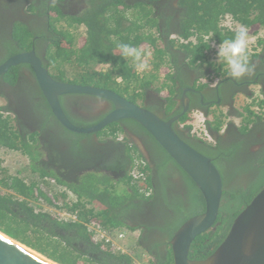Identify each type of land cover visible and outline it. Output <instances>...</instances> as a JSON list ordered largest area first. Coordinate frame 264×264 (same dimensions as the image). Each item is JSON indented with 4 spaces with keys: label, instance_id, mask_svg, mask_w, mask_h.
Masks as SVG:
<instances>
[{
    "label": "trees",
    "instance_id": "obj_1",
    "mask_svg": "<svg viewBox=\"0 0 264 264\" xmlns=\"http://www.w3.org/2000/svg\"><path fill=\"white\" fill-rule=\"evenodd\" d=\"M160 1L89 0L92 8L82 19L69 21L57 30V37L51 39L46 52L44 66L56 81L111 90L136 104L144 103L153 89L160 96L168 89L170 97L165 99L167 118L164 120L178 116L182 111H174V84L179 78L168 73V69L178 70L186 64L198 70L200 83L208 81L205 86L209 85L211 77L223 76L224 65L216 66L207 59L210 42L220 44L234 36L235 31L221 28V20L231 16L234 23L258 33L260 28L264 29V0H178L182 13L180 24L175 28H171L166 19L165 26H161L164 14L160 8H155ZM82 24L85 33L80 36L77 31ZM13 36L21 48L30 49L34 39L42 33L16 21ZM118 43H128L150 53L149 69L138 74L131 59L121 56ZM261 44L264 39L259 41ZM249 63L254 67L252 60ZM263 64L262 61V67ZM22 67H12L3 80L11 86L17 85ZM162 73L165 74L163 84L154 88ZM246 75L244 79L252 82L256 76ZM24 79L30 89L34 88L36 83L32 77ZM245 96L252 97L246 92ZM3 97L0 91V98ZM68 98L78 106L93 103L97 98L82 94L60 98L67 117L78 127L94 126L108 114L90 120L71 116ZM26 100L30 106L24 105L23 109L35 120L33 131L15 111L22 104L16 101V105L8 102L0 106V152L4 149L18 151L28 157L33 176L26 179L10 175L0 161V232L57 264H134L133 256L93 243L89 226L96 223L109 230L122 227L138 230L144 226L162 233V242H155L151 248L156 254L148 249L155 259L150 264H173L171 239L186 221L205 210L203 196L191 178L134 120H121L96 134H78L59 123L40 90H30ZM259 104L264 109V100ZM244 109V114H238L246 117L242 127L233 125L227 132L230 140L219 135L224 127L223 115L214 114L212 121H206L214 144L192 134L193 127L188 124L190 112L176 122L178 135L212 160L223 183L217 225L194 241L189 254L191 260H203L213 254L236 217L264 189V111L262 115H255L251 105ZM125 124L133 125L148 136L158 158L153 171L147 162L148 184L153 191L149 198H145L131 176L135 160L145 158L126 132ZM120 135L124 136L123 140H119ZM45 179L67 187L76 201L68 203L67 195L56 192L50 183L44 186L52 191L51 195L45 193L42 189ZM181 184L186 187L184 193L180 192ZM40 199L48 206L78 213V221H65L45 211ZM147 209L156 222L129 223V214ZM144 241L142 237L143 245Z\"/></svg>",
    "mask_w": 264,
    "mask_h": 264
},
{
    "label": "water",
    "instance_id": "obj_2",
    "mask_svg": "<svg viewBox=\"0 0 264 264\" xmlns=\"http://www.w3.org/2000/svg\"><path fill=\"white\" fill-rule=\"evenodd\" d=\"M21 64H28L33 68L52 113L64 128L78 134H96L121 120H134L153 136L195 183L203 196L205 210L186 221L171 239L173 264H264V189L236 217L228 235L213 254L203 260L189 258L192 244L197 237L217 225L223 198V183L221 174L212 160L186 143L174 129V124L188 113L187 107L180 115L166 121L114 91L56 81L42 66V61L34 51L9 58L0 65V76ZM75 94L106 100L114 108L96 125L78 127L69 120L60 101L62 96ZM23 246L0 232V264H52L48 262V258L45 257L47 261L42 258L43 255L34 251L41 256L38 257Z\"/></svg>",
    "mask_w": 264,
    "mask_h": 264
},
{
    "label": "flooded vegetation",
    "instance_id": "obj_3",
    "mask_svg": "<svg viewBox=\"0 0 264 264\" xmlns=\"http://www.w3.org/2000/svg\"><path fill=\"white\" fill-rule=\"evenodd\" d=\"M89 8H92L89 4V0H0V65L15 55L34 51L37 57L42 61V66L46 68L44 66L47 62L46 52L50 47L51 39L53 37H57V30H60L62 29V27L68 25L69 21L82 19L89 11ZM155 8H160L164 14V19H162L161 22L162 27L165 26V23L163 22L165 19L166 21H169V23L171 24V28L179 26L182 10L178 6V0H162L155 4ZM16 21H20L25 25L30 26V28H33L42 33V36L36 37L34 39L35 43L32 41L33 45L30 47V49H25L23 47L21 48L18 42L14 39L13 30ZM80 27L85 29L84 24L80 25L79 28ZM262 39H264V35ZM16 47H18L17 51ZM174 50L176 49L174 48ZM10 51H12V56L10 55ZM252 53L249 56V61L252 60V64L254 67L251 68L249 75H251L252 77L256 75L253 82L250 80H245L244 77L237 80L232 76H226L224 79L217 81L215 84H209L208 86H205L203 81L201 82L203 84H201L197 80L198 70L193 69L186 64L182 65L181 68H178V70L173 67L171 69L169 68L168 73H172L173 75L176 74L179 78V82L177 81L174 84L176 92L174 98V100L176 101L174 111H183L185 107H187L189 113L193 112L194 108L197 107L200 109V111L196 110L195 112H199L204 117H206L208 116V113L212 108L217 107L220 109H226L227 113L232 115L235 113L234 109L236 106L237 98L239 96H245V92L247 94H251V96L253 95L251 89L253 85H258L260 87L261 93L264 95V64L263 67L261 65L262 61L264 63V44L258 45V49L256 50V52ZM255 56H257V58H255ZM20 66L23 67L20 72L17 85L11 86L3 80V77L7 74L6 73L5 75L0 76V91H3L5 95V97L2 98L5 102L3 106L7 105L8 102L16 105V101L22 104V106L18 107L15 111L18 113L19 118L24 120V123H26L33 131V127L36 128L35 120L33 117H30L25 113L26 109H23V107L24 105L27 107L30 106V104H28L26 100V97H28V92L30 90L37 92L38 90L41 91V89L36 80L33 68L28 64H21ZM46 69L49 71L48 68ZM29 77H32L34 83H36L34 88L31 89L28 85H26L27 80L24 79ZM34 83L32 82L33 85ZM180 83L186 84L187 86L182 87L180 86ZM164 91H166V96H160L159 94H157V92L152 90L147 95L144 103L138 101V105L141 104L140 106L147 109L152 108L153 113L158 115L160 118H167L165 114V109L167 106L165 99L170 97V95L168 89H165ZM37 101L38 99H36V102ZM67 101L68 107L70 108V115L86 120H90L94 116L99 117V115L106 112L109 113L114 108L110 102L97 98L94 99V102L103 104V108L105 109L100 114H96V111L90 103H85L82 104V106H78L75 105L76 103L73 100H70V98H68ZM88 106L89 108L87 110L83 109ZM232 126V124H227L223 129L224 132H221L219 135L230 140V135L227 132H229V129L232 128ZM124 127L126 132L129 134V137L135 142V144L140 149L143 157L148 162L149 168H151L152 171L155 170L158 163V158L155 155L148 136L136 129L133 125L125 124ZM174 129L177 130L176 123L174 125ZM96 138L97 137L94 136L95 141ZM44 141L46 142L47 140L44 139ZM255 149H257V147ZM49 152L51 151L49 150ZM18 153L23 155L21 152ZM27 159L29 161L30 169L31 161L28 157ZM151 175L153 174L151 173ZM171 176L173 175L171 174ZM155 177L156 175L154 173V178ZM179 187L181 193H184L186 191V187L183 184H181V186ZM128 218L131 225L140 223L150 224L157 221V219L153 217L149 209L143 212H132L131 214H129ZM138 230L140 231V233L137 244L140 246V248L143 249L144 252L148 254L149 257L155 260L148 249L154 247L155 242H162V233H160L159 231L157 232L148 230L144 226H142V229ZM142 237L145 240V245H143L142 243ZM151 250L156 254L155 250Z\"/></svg>",
    "mask_w": 264,
    "mask_h": 264
},
{
    "label": "built area",
    "instance_id": "obj_4",
    "mask_svg": "<svg viewBox=\"0 0 264 264\" xmlns=\"http://www.w3.org/2000/svg\"><path fill=\"white\" fill-rule=\"evenodd\" d=\"M233 18L227 16L226 18L221 20L220 26L223 30L226 31H236L241 26L240 24L234 23ZM248 35L250 36L251 30L248 29ZM211 48L210 51H207L208 59L211 63L217 64V44L215 41L209 43ZM252 53V52H251ZM217 61V62H216ZM249 100V98L247 97ZM251 110L255 113V115H262L264 109L260 108V102L264 100V95H253L251 98ZM255 104L254 107L252 105ZM244 116V117H243ZM241 118V123L246 118L243 115ZM206 119V117H204ZM204 137H199L205 142L212 144L214 142L211 134L208 129H206V134ZM198 137V136H197ZM206 137L209 139H206ZM124 136H119V140H123ZM131 176L133 178V182L137 184L141 190V193L145 196V198H149L152 195V189L148 184V179L150 177V172L147 169V161L145 159L139 158L135 160L134 168L131 171ZM46 182L42 183V189L48 195H51L50 190L45 188V183H50L51 186L55 187L56 192L67 195V202L76 201V197L69 191V189L63 185H58L54 180L45 179ZM40 204L45 208V211H48L52 215H57L60 219L65 221L76 222L78 221V213L68 212L63 208H56L53 206H48L43 199H40ZM89 230L91 232L92 242L98 245H101L103 248L111 249L113 252L121 254V255H130L134 257V264H150L151 261H154L151 257L148 258V254L143 252V249H140L135 242H138L139 239V230H132L129 228H116L114 230L106 229L99 224L93 223L89 226ZM139 257V258H138Z\"/></svg>",
    "mask_w": 264,
    "mask_h": 264
},
{
    "label": "rangeland",
    "instance_id": "obj_5",
    "mask_svg": "<svg viewBox=\"0 0 264 264\" xmlns=\"http://www.w3.org/2000/svg\"><path fill=\"white\" fill-rule=\"evenodd\" d=\"M76 31H77V29H76ZM77 33L81 36L85 33V31L81 27L77 31ZM263 33H264V29H262V30L260 29V30H258V33H253L251 35V37H249L248 54H250V52H255L257 50V48L254 46H255L256 42L258 41V38H261V36H263ZM219 64H222V63L218 62L216 64V66H219ZM225 68H227V66H225ZM68 73H70L69 70H68ZM164 75L165 74H163V73L161 75H159L158 80L155 82L154 88L160 87L163 84ZM70 76H72V75H70ZM209 81H210L209 84H215L217 81H219V79H215L214 77H211V79ZM203 82L208 83L207 80H203ZM251 89H252L253 95H262L263 96V94L260 91V87L258 85H253V87ZM161 95L166 96V91L162 92ZM250 102H251L250 98L248 100L246 98V96H243V97L239 96L237 98V102H236V106H235L236 108L234 109L235 113H236V114H234V116L228 115L226 109H224V108L220 109L217 107H214L211 109V112H209V115L210 114H212V115H210L208 117L206 116V119L199 112H195V111L190 112L189 113L190 121L188 124L192 125L193 134L196 136H199L201 138L205 136L204 134H206L207 125L205 122L207 120L212 121V119H213L212 116H214V113H215V115H223V120H224L225 124H227L229 121H231L235 126L238 127L241 124V118H242V117H239L238 114H241V113L244 114L245 113L244 108L246 106H248ZM4 104H5L4 100L2 98H0V106H3ZM90 104L94 108V110L96 111V114H100L105 109V108H103L104 106L101 103H95V102L91 103L90 102ZM254 106H255V104L252 105V107H254ZM180 126H181L180 128L183 127V125H180ZM206 139H208V138L206 137ZM0 161H1L2 167L5 170H7L8 174H10V175H13V176L18 175L21 178H26V179H31V177H33L32 172L29 169V161L25 155H21L18 152H11V151L4 149L0 152ZM0 179H1V176H0ZM119 187H121V186H119ZM135 245H137L140 248V246L136 242H135ZM140 249H142V248H140ZM148 258H149V256H148Z\"/></svg>",
    "mask_w": 264,
    "mask_h": 264
},
{
    "label": "clouds",
    "instance_id": "obj_6",
    "mask_svg": "<svg viewBox=\"0 0 264 264\" xmlns=\"http://www.w3.org/2000/svg\"><path fill=\"white\" fill-rule=\"evenodd\" d=\"M260 29L262 30V28H260ZM253 33L254 32L251 31V35ZM251 35L249 36L247 28L245 26L241 25L238 28V30L235 31L234 36L232 38L224 39V40H222V43H220L218 45L216 57H217V61L222 63L219 65H224L223 66L224 67V69H223L224 74H223V76H218L217 79L221 80V79H224L226 76H232L233 78L239 80L240 78L244 77L247 73H249L251 71V66L249 63V56L251 55V52H250V54H248V43H249V37H251ZM263 35H264V33H263ZM262 37L263 36H261V38L257 37L258 41L256 42V44L254 46L257 49H258L259 41L262 39ZM116 46L119 49L121 56L125 60L131 59L133 65H134V69L138 74L143 73L149 69L147 57L150 55V53L144 52L140 48L135 47V46L128 44V43H118ZM207 59H208V57H207ZM225 66H227V68H225ZM234 114H232V115L228 114V115L234 116ZM210 115H208V116H210ZM238 116L242 117L240 115H238ZM244 121H245V119H244ZM244 121L238 127L242 126ZM227 124L234 125L231 121H229ZM227 124L224 123L223 129L226 127ZM192 131H193V129H192ZM192 134H193V132H192ZM120 136H122V135H120Z\"/></svg>",
    "mask_w": 264,
    "mask_h": 264
},
{
    "label": "bare ground",
    "instance_id": "obj_7",
    "mask_svg": "<svg viewBox=\"0 0 264 264\" xmlns=\"http://www.w3.org/2000/svg\"><path fill=\"white\" fill-rule=\"evenodd\" d=\"M175 37V36H174ZM256 49V48H255ZM256 52V51H255ZM253 54V53H252ZM155 94V93H154ZM137 103V102H136ZM139 104V103H138ZM141 105V104H140ZM220 107V106H219ZM196 110V109H195ZM200 111V110H199ZM211 112V111H210ZM203 113V112H202ZM209 114V113H208ZM215 114V113H214ZM212 115V114H211ZM208 117V116H207ZM213 117V116H212ZM206 123V122H205ZM206 126V125H205ZM207 128V127H206ZM222 132H224V130L222 131ZM199 137V136H198ZM139 233H140V231H138ZM23 248L24 249H26V250H28L29 252H31V253H33V254H35L36 256H38V257H41L39 254H36L34 251H32V250H30V249H28V248H26V247H24L23 246ZM42 258H45V257H42ZM46 259V258H45ZM47 261H48V259H46ZM48 262H50V263H54V262H51V261H48Z\"/></svg>",
    "mask_w": 264,
    "mask_h": 264
}]
</instances>
